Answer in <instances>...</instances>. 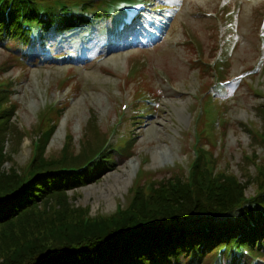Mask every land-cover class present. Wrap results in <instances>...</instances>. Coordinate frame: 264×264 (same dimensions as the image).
I'll return each instance as SVG.
<instances>
[{"label":"rangeland","instance_id":"obj_1","mask_svg":"<svg viewBox=\"0 0 264 264\" xmlns=\"http://www.w3.org/2000/svg\"><path fill=\"white\" fill-rule=\"evenodd\" d=\"M168 3L178 9L175 13L170 11L174 19L162 41L147 49L118 52L116 56L107 53L104 60L99 59L101 61L84 60L83 67L54 64L34 67L22 62L24 68L0 47V66L9 67L0 73V78L9 84L17 82L12 99L18 106L11 114L13 124L9 126L8 135L3 137V149L7 158L2 167L4 174L15 171L18 175H24L33 155V142L41 139L42 134L35 135L34 129L41 123L42 114L51 104L63 101L71 93V88L76 86L74 97L61 108L62 114L55 133L42 148V156L46 161H57L61 158L64 145L68 144L66 159L84 161L87 150H95L115 123L114 111L119 110L122 101V78L127 76L133 65L129 59L135 58L137 62L140 59L144 64H138L142 72L140 82L127 86L123 96L129 95L127 100L130 102L137 88L148 91L160 100L159 115L149 126H146L145 120L137 130L126 122L120 129V136L125 131L138 136L131 148L133 157L118 163V166L112 167V171L105 172L94 183L66 192L68 201L72 207L89 209L92 217L109 215L116 212L118 207L124 209L128 206L133 197L131 188L134 190L141 183H146V187L149 184L153 187L152 182H162L172 174L178 177L189 175L188 169L195 157L192 147L195 144L196 127L201 126L199 134L202 131L206 133L211 117L208 108L203 105V117L199 116L200 121L196 123L195 115L201 106L199 100L207 90H211L212 87L209 86L215 80L213 76H205L199 72L194 64L198 55H195L193 41L199 46V52H203L202 56L210 61L218 48L216 39L220 24L223 26L225 22L237 18L241 24L238 33L242 38L236 50L228 51V55L222 59L223 63L226 62L222 70L223 79L231 80L240 74H246L262 59L263 66L264 43L261 45L263 47L257 43L259 30L255 25L261 20L259 9L261 7L262 13L264 12V2L169 0ZM236 7L240 9L237 10ZM212 12L218 14V21L206 18ZM225 13L232 15L231 19L226 20ZM190 37L192 40H189ZM16 46L19 47L20 44L17 43ZM99 55L93 54L96 57ZM79 59L77 57L74 61ZM159 68L171 75L173 89H167L156 78L155 72ZM68 74H72V81L67 83L63 91L58 90L56 85ZM254 90H259L261 96ZM215 99L211 96L207 103H211L212 108L221 110L229 120L225 139L215 144L214 149L208 145L209 141L206 143L201 140L200 148L211 153L215 171L234 175L242 184H249L246 177L256 176V172L252 165L243 160V153L257 154V161L264 155L263 146L258 144L259 141L249 130L251 126L255 132H264L261 111V108L264 109V71H257L246 78L241 86L231 85L224 93L216 95ZM255 188L254 184L247 185L245 195L249 197Z\"/></svg>","mask_w":264,"mask_h":264},{"label":"trees","instance_id":"obj_2","mask_svg":"<svg viewBox=\"0 0 264 264\" xmlns=\"http://www.w3.org/2000/svg\"><path fill=\"white\" fill-rule=\"evenodd\" d=\"M3 1L4 8L6 4H12V14L17 19L19 12L22 11L26 13V18L31 19H35V16L43 11L50 16L68 13L65 5L73 2L83 3L97 11L105 9L107 3L122 2L121 0ZM113 12L118 16L119 12ZM8 110H11V107L5 100H1L0 264H94L97 261L98 264H103L104 260L99 261L101 256H107L113 261L122 257L124 258L122 264H142L141 261L143 264H164L165 259L179 261L174 255L192 252L199 247L198 238L190 230H199L197 236L201 237L202 232H206V227L213 230L217 228L230 230L238 223L247 225L251 218L255 221L259 220L264 228L262 217L264 164L262 169L255 171L256 176L246 177L249 184L256 186L254 194L246 197L245 189L248 183L242 184L231 174L222 172L214 174L204 157L200 162L194 163L190 176L174 175L172 178L157 182L151 190H147L144 186L134 189L135 191L131 189L133 197L126 208H118L112 214L92 218L89 209L71 206L65 194L67 188H63L78 186L90 175L63 173L37 178L38 174L45 171L52 172L51 170L70 167V165L80 166L82 162L79 159H72L69 162L62 153L57 161L40 162L43 159L40 154L29 168L26 186L22 185L26 175H18L15 171L5 175L1 171L6 160L2 146L7 125L4 123L7 118L5 113ZM261 111L264 115L263 108ZM262 135L259 144L264 149V132ZM243 160L247 163L245 159ZM54 186L61 188L55 189ZM154 224L160 226L167 224L170 228L156 230L161 239L156 242L152 238L149 247L142 244L143 246L137 250L126 245L127 233L133 234L134 237L135 228L140 227L143 232ZM177 224L185 228L175 227ZM241 224L238 230L243 231ZM152 232V229H148L145 233H149L147 237H151ZM190 235L193 237H189ZM230 235L225 232L218 240L226 242L231 239ZM260 235L264 237L263 233ZM178 236L180 238H177ZM168 239L170 243L166 246ZM209 239L211 244L215 242L212 237ZM245 239L246 237L241 239L244 241L243 244L246 242ZM7 243L10 245L8 246ZM121 243H124L122 247ZM209 247L206 246L205 249L209 250ZM257 252H264V249L258 248Z\"/></svg>","mask_w":264,"mask_h":264}]
</instances>
